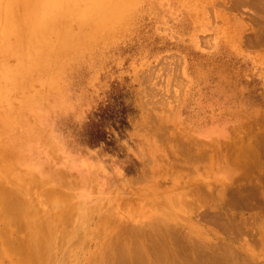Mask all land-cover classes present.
Returning a JSON list of instances; mask_svg holds the SVG:
<instances>
[{"label": "rangeland", "instance_id": "obj_1", "mask_svg": "<svg viewBox=\"0 0 264 264\" xmlns=\"http://www.w3.org/2000/svg\"><path fill=\"white\" fill-rule=\"evenodd\" d=\"M130 8L93 33L75 24L80 4L20 65L12 86L32 85L0 100V172L31 177L5 157L26 129L51 164L24 197L42 210L60 190L44 204L63 214L62 192L82 196L84 214L67 211L56 229V264H264V0ZM69 154L77 165L63 164ZM0 207V239L11 221L16 242L20 217Z\"/></svg>", "mask_w": 264, "mask_h": 264}, {"label": "bare ground", "instance_id": "obj_2", "mask_svg": "<svg viewBox=\"0 0 264 264\" xmlns=\"http://www.w3.org/2000/svg\"><path fill=\"white\" fill-rule=\"evenodd\" d=\"M134 1L135 0H0V44L4 43V45L2 44L3 47H0V50L3 54H9V55L15 56V60H16L14 64H12L13 63L12 62L11 65H8L4 62H0L1 63L0 71L3 73V76L5 77V79H8L6 80V82L3 81L0 83V100L7 99L8 96L11 94V90L14 87L15 88L13 90L15 92V91L24 89L26 87H30V85H32V83H29V84L27 83V84H23L19 86H16V85L12 86L15 83V81H18L19 77L23 76L26 73V70H24V72L22 73L23 69H20V65L23 64V67H24L26 63H30L33 59L36 58V55L42 50L44 46L43 41L47 39L50 34L56 31V28L59 22H61L60 25H62L63 22H66L69 24L71 23L68 21L69 19L67 16L69 14H72L74 9L77 8L80 4L83 5V10L81 12L82 14L79 16V20L75 22L76 26L80 30L89 29V31L96 33V32L104 30L110 25H114L115 23L118 24L117 22L123 19V17L128 13L129 9H131L130 7L134 4ZM66 26L68 25L66 24ZM86 34H89V32H86ZM11 36H13L12 40L8 41L7 38H10ZM77 37L78 36L76 35L75 39ZM75 39L70 40V41L62 40L58 42L57 45L59 44L61 49H65L69 45H71L75 41ZM59 51L60 49L56 48V45H55L53 47V53L54 54L59 53ZM46 67L48 68V66ZM47 72L48 70L46 71V73ZM29 98L30 97L24 98L21 104L28 101ZM6 127H7V124H6ZM32 135L33 134L28 133L26 129L21 130V132L18 134L19 138L14 139V142H15L14 145L12 146L8 154H6L5 156L7 158L6 161L13 160L14 162L19 163L20 165H24L27 170V173L31 174V177L30 178H28L27 176L23 177L18 174L14 175V173L8 168H3L5 170L0 172V206L3 205V207H5V210H8V212L11 211L12 213L14 212L19 215L20 219L19 217H17V219H19V223L17 221L15 222L18 223V229L23 234V235L21 234L22 237L20 236H19L20 238L18 237L19 239L16 240V242L14 240L11 241L7 236L8 234L6 235V232H8L6 230H8L9 225H11L10 224L11 221L10 223L9 221H5L6 224L3 223L4 225H2L1 223L2 242H0V264H56V260L54 258L55 254H53V252H54L55 247L57 248L58 244L55 246L57 241L55 242L54 236H55V233H57L56 229H59L58 226L61 225L60 223L62 222L64 218L62 215L64 213L68 214L67 211L74 210L78 216L79 215L82 216L83 209H84L82 196L78 193H75V192L73 193L72 191L62 192L63 194H61L65 202L64 206L66 207V209H64L63 214L62 212L60 214H55L56 212H58L57 209H55L57 211L53 213L54 210L52 212V210L50 208L47 209L46 205L44 204L46 201H49V200L50 202H52L51 199L54 200L53 198H55V196H53L52 194L61 192L60 190H56V191L50 190L49 191L48 189H52V188L50 187L48 189L46 188L48 191L47 192L45 191L46 195L43 200L44 203L40 204L41 202L39 203L37 201L42 207L45 208L46 211L44 210V208L42 210L41 208H38L35 205V201L30 196H28L30 198H25L26 197L25 195L29 194L30 186L28 185L30 181L38 182L39 184L37 185L39 186L44 185L43 181L41 182L37 181L35 176H38L42 180H47L46 178L43 177V175L40 174L38 170V169H42L43 161H48L49 165L51 164L49 160L46 159V154L44 152V149H42L44 146L42 147V145L39 144V142L34 141ZM31 144H32V147L30 146ZM62 156L65 157L63 158L64 161L67 160L70 163V166L77 165V163L74 161L75 157H73V159H70L71 157L70 154L67 156L66 155H62ZM67 161L63 162V164L64 163L67 164L68 163ZM9 163L11 164L12 161H10ZM16 170L18 171L19 169L17 168ZM22 178L23 180H20ZM11 181L16 182V185L14 186L12 190V193H13L12 196L10 194H7V193H10L9 191H11V190L8 191V187H10L9 182ZM11 188L12 187H10L9 189ZM40 188H42V186ZM38 189L39 188L37 187V191ZM168 189L169 188H167V190ZM39 190H42V189H39ZM8 195H10V197ZM43 195H44V192H43ZM55 195H58V194H55ZM56 199L58 200L57 197L55 198V200ZM60 199H62V197ZM2 212L4 213L5 211L2 210ZM14 213L12 215H14ZM75 213H73L74 215L72 214V217H71L72 219L74 216H76ZM3 216H2V219H3ZM16 216L14 217L16 218ZM12 218L13 217H11V219ZM66 218H68L67 220H69V217H66ZM91 218L89 219L88 224L90 221H92ZM70 222L71 224L68 223L69 228L72 227L71 226L72 220ZM14 225L17 226L16 224ZM63 228H66V227L63 226ZM19 230L17 231L18 233H19ZM81 231H83V229L80 230V234H81ZM18 233L17 235H20V233L19 234ZM62 233H65V230L64 232L62 231ZM87 234L88 233H86V235ZM57 236H59V234ZM79 237L81 238L82 236H79ZM63 242L61 246L62 245L64 246ZM73 245L75 246L76 244H72L70 246H73ZM59 253H57V255H59ZM70 254H73V253L70 252Z\"/></svg>", "mask_w": 264, "mask_h": 264}]
</instances>
